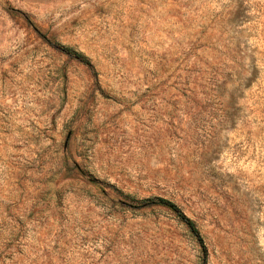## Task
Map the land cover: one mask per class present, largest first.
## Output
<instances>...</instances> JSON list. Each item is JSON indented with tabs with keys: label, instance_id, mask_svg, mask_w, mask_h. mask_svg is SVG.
Segmentation results:
<instances>
[{
	"label": "rangeland",
	"instance_id": "374dc122",
	"mask_svg": "<svg viewBox=\"0 0 264 264\" xmlns=\"http://www.w3.org/2000/svg\"><path fill=\"white\" fill-rule=\"evenodd\" d=\"M0 264H264V0H0Z\"/></svg>",
	"mask_w": 264,
	"mask_h": 264
},
{
	"label": "trees",
	"instance_id": "16d2710c",
	"mask_svg": "<svg viewBox=\"0 0 264 264\" xmlns=\"http://www.w3.org/2000/svg\"><path fill=\"white\" fill-rule=\"evenodd\" d=\"M67 53H70L69 50H65ZM72 53V52H71ZM75 57H78V54H74ZM162 206H165L166 208L170 209L175 213V215L178 217V219L185 225V227L193 234L196 236V229L192 223L191 220H189L187 217H185L177 208L174 204L171 202L162 199V198H157L156 200L150 201Z\"/></svg>",
	"mask_w": 264,
	"mask_h": 264
}]
</instances>
